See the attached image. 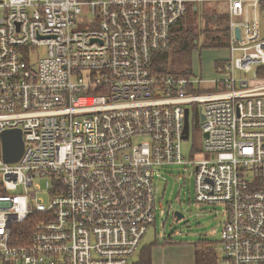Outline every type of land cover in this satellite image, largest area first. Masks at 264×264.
Returning <instances> with one entry per match:
<instances>
[{
	"label": "built area",
	"instance_id": "obj_1",
	"mask_svg": "<svg viewBox=\"0 0 264 264\" xmlns=\"http://www.w3.org/2000/svg\"><path fill=\"white\" fill-rule=\"evenodd\" d=\"M197 1L0 0V264H134L174 164L193 166L198 204L223 206L221 264H264V0H225L231 56L209 93L155 65ZM191 105L206 135L186 161Z\"/></svg>",
	"mask_w": 264,
	"mask_h": 264
},
{
	"label": "rangeland",
	"instance_id": "obj_2",
	"mask_svg": "<svg viewBox=\"0 0 264 264\" xmlns=\"http://www.w3.org/2000/svg\"><path fill=\"white\" fill-rule=\"evenodd\" d=\"M204 0L198 1L196 4L199 7V12L188 11L183 19L184 26H194L201 30L205 20L202 13ZM221 15L228 14L230 11L228 3L221 1L217 5ZM178 33V32H177ZM202 41L198 47L186 53V50L175 51L179 42L172 45V48L155 54V57L162 62V59L167 57L169 65L165 70H162L174 76L192 77L194 72L201 75L205 82L199 87L200 93L213 92L215 87V79L219 77L216 73L215 63L220 59L229 58V48H202ZM36 61L39 57L46 54V49L43 47H33ZM167 54V56H166ZM190 55L188 57L187 55ZM221 66V65H220ZM224 67V66H222ZM189 68L186 74H181ZM203 69V72H201ZM200 109V104L197 105ZM191 136L190 139L182 144V153L186 161H192L200 156L204 151L203 140L204 133L202 129V118L199 115L195 106L191 105ZM206 154V153H205ZM209 157V154H206ZM162 178H156L158 184V207L157 222L151 227L144 237L143 243L148 244L156 241L164 243L165 239H174L175 244L185 242L194 244L200 237L206 236L212 241L219 242L223 227V206L220 204H198L195 201L194 194V168L191 164H174L164 166L161 169ZM179 211L183 214L181 219H177L175 212ZM216 250H221V245H216ZM167 254V253H166ZM165 252L156 251V259L153 264H179L181 261V253L179 249H172L167 258ZM171 256L170 259L168 257ZM177 261H173V260Z\"/></svg>",
	"mask_w": 264,
	"mask_h": 264
},
{
	"label": "trees",
	"instance_id": "obj_3",
	"mask_svg": "<svg viewBox=\"0 0 264 264\" xmlns=\"http://www.w3.org/2000/svg\"><path fill=\"white\" fill-rule=\"evenodd\" d=\"M221 1L225 0H204L201 15L203 16L205 23L201 30L194 26H184L183 20L180 22L179 26L175 28L172 40V45L179 42L175 51L186 50L185 52L188 53L198 47L200 41H202V48L229 47L231 39L230 18L228 14H225L224 16L219 13L217 5ZM195 5L190 6L189 11L194 13L199 12L198 5L197 9H195ZM187 56L190 57L189 54ZM155 65L161 73L168 74L163 71L165 70L163 68L169 65V59L167 57L163 58L162 62L157 59ZM219 65H221V62L216 63V68L219 67ZM188 70L189 68L184 70L181 74L189 73L187 72ZM258 73L260 77H264V68L260 67ZM30 222L31 220L29 219L27 222L14 229L13 240L23 234L24 230H27L30 226ZM154 242L157 243L158 241L156 240ZM168 242L173 243L174 241L170 239L167 243ZM195 245L196 264H221V258L216 250L218 242L215 243L206 236H203L195 242ZM152 247V244L144 246L139 254L138 260L134 264H152Z\"/></svg>",
	"mask_w": 264,
	"mask_h": 264
},
{
	"label": "water",
	"instance_id": "obj_4",
	"mask_svg": "<svg viewBox=\"0 0 264 264\" xmlns=\"http://www.w3.org/2000/svg\"><path fill=\"white\" fill-rule=\"evenodd\" d=\"M236 36L240 38V29H236ZM185 138H189L190 133V123H189V110L186 109L185 113ZM202 120H204V115L201 116ZM206 135V134H205ZM3 140V148H4V158L7 162H18L25 149V144L23 140V135L21 129H9L5 130L1 134ZM177 219H181L183 214L179 211L175 212Z\"/></svg>",
	"mask_w": 264,
	"mask_h": 264
},
{
	"label": "crops",
	"instance_id": "obj_5",
	"mask_svg": "<svg viewBox=\"0 0 264 264\" xmlns=\"http://www.w3.org/2000/svg\"><path fill=\"white\" fill-rule=\"evenodd\" d=\"M197 2L193 3V5H195ZM195 9H197V4L195 5ZM179 24L180 23H178L177 27L179 26ZM230 25H231V17H230ZM225 60H227V58L220 59L217 62H221V65H223ZM216 63H215V67H216ZM215 70H216V73L219 75L218 78H220L221 77L220 73L217 72V69H215ZM201 72H203V69ZM194 74H196V73L194 72ZM200 76H202V74ZM217 79H215V80H217ZM156 240H158V239H156ZM171 240H173L174 242L173 243H169V242L167 243L168 240L165 239L164 243H155V242L148 243V244L153 245V247L151 249L152 264L156 259V251L161 250V251L165 252V254L167 253L165 256V258H167L168 254L171 252V250L175 249V248L179 249V251L181 253V261H178L179 264H196V245H195V243L194 244H187L185 242H180L179 244H175L176 241L174 239H171ZM148 244L142 243L141 248H140V250H139V252H138V254L134 260V263L138 260L139 254L142 251L143 247L148 245ZM170 258H171V256L168 257V259H170ZM173 261H177V260L174 259Z\"/></svg>",
	"mask_w": 264,
	"mask_h": 264
},
{
	"label": "bare ground",
	"instance_id": "obj_6",
	"mask_svg": "<svg viewBox=\"0 0 264 264\" xmlns=\"http://www.w3.org/2000/svg\"><path fill=\"white\" fill-rule=\"evenodd\" d=\"M202 1V0H201ZM189 11V10H188ZM237 29V28H236ZM236 29H235V32H236ZM205 135V134H204Z\"/></svg>",
	"mask_w": 264,
	"mask_h": 264
}]
</instances>
